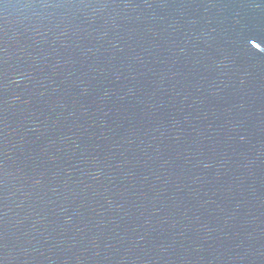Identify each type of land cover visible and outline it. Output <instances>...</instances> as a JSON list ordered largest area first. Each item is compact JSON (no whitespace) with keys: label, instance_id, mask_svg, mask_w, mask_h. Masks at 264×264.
<instances>
[{"label":"water","instance_id":"obj_1","mask_svg":"<svg viewBox=\"0 0 264 264\" xmlns=\"http://www.w3.org/2000/svg\"><path fill=\"white\" fill-rule=\"evenodd\" d=\"M0 264H264V0H0Z\"/></svg>","mask_w":264,"mask_h":264}]
</instances>
